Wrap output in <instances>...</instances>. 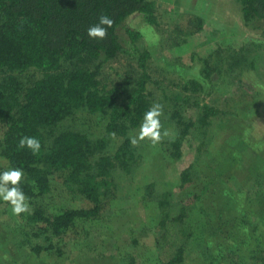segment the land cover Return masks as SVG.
Listing matches in <instances>:
<instances>
[{
  "label": "trees",
  "instance_id": "1",
  "mask_svg": "<svg viewBox=\"0 0 264 264\" xmlns=\"http://www.w3.org/2000/svg\"><path fill=\"white\" fill-rule=\"evenodd\" d=\"M236 1L246 26H264V0ZM135 14L157 25L152 0H0V159L5 163L0 188L13 202L26 205L18 208L19 227L23 246L33 256L62 258L67 245L88 240L101 219L106 226L112 223L117 201L126 207L131 195L123 182L141 159L133 133L147 122L154 133H166L161 145L172 159L181 158L182 144L191 139L199 147L211 143V127L221 112L205 102L203 83L174 80L156 99L150 90V85L158 86L148 69L150 54L134 45L128 53L121 45L117 31ZM199 22L200 27L204 21ZM127 35L133 44L140 33L128 30ZM122 54L134 61L129 70L116 71L110 85L100 80L104 66ZM250 60L241 47L229 53L227 70L252 68ZM201 69L202 81L218 72L209 56ZM81 114L105 118L103 135H95L89 126L83 129L76 120ZM179 180L196 189L202 182L192 164ZM156 191L149 183L137 193L156 212L152 239L160 253L148 264H185L193 252L188 208ZM68 198L88 207L54 208L57 199ZM194 224L206 236L217 235L210 216ZM179 236L185 240L181 246ZM103 238L84 243L89 251L101 253L107 242ZM136 253L130 264H136ZM252 256L264 263L263 254Z\"/></svg>",
  "mask_w": 264,
  "mask_h": 264
},
{
  "label": "rangeland",
  "instance_id": "2",
  "mask_svg": "<svg viewBox=\"0 0 264 264\" xmlns=\"http://www.w3.org/2000/svg\"><path fill=\"white\" fill-rule=\"evenodd\" d=\"M152 1L157 25H148L139 14L131 16L117 31L121 45L128 53L133 52L134 45L150 54L148 69L158 86L149 85L156 99L174 80L196 79L203 83L205 102L221 112L211 127L210 145L199 147L193 139L184 142L182 156L176 160L163 151L166 133H154L150 121L134 132L141 159L130 179L123 182L125 192L129 189L131 195L126 207H122V200L117 201L112 223L106 226L105 218L101 219L96 232L84 241L92 243L105 237L101 253L89 251L87 243L79 241L69 243L62 258L54 254L33 256L23 246L19 227L18 208L26 205L21 200L13 202L0 188V264H130L134 250L136 264L150 263V258L160 253L152 239L156 229L151 221L156 212L137 194L149 183L157 193H167L174 202L188 208V220L193 221L188 224L193 230L189 248L193 252L189 256L187 251L185 264H264L252 256L256 251L264 256V26H246L236 0H192L190 8L202 4L203 12H196L190 19L185 0ZM188 19L191 25L187 30ZM199 19L204 21L200 27ZM128 30L140 33L133 44ZM241 47L248 50L252 68L237 65L228 71L229 53ZM208 56L218 72L202 81L201 68ZM133 63L125 54L118 56L104 66L100 80L112 84L115 72L123 73ZM76 120L83 129L89 126L95 135H103L105 118L81 114ZM4 164L0 159V167ZM191 164L202 178L199 189L191 184L183 187L179 180L180 172ZM68 201L69 198L60 202L57 199L54 208L88 207L80 199L72 204ZM208 216L215 221L216 236H206L200 227H195L194 222ZM228 219L233 223L224 225ZM183 237H178V246L183 245Z\"/></svg>",
  "mask_w": 264,
  "mask_h": 264
},
{
  "label": "crops",
  "instance_id": "3",
  "mask_svg": "<svg viewBox=\"0 0 264 264\" xmlns=\"http://www.w3.org/2000/svg\"><path fill=\"white\" fill-rule=\"evenodd\" d=\"M191 1L192 0H189V1L185 0V3H187V4H185V6H186L185 12H187L188 18L192 17L194 14H196V12H203L202 4H196V5H193L192 8H190L189 3H191ZM211 4H212V10L211 11H213L214 10V3L211 1ZM234 4H235V2H234ZM189 19L185 24L186 25L185 28L187 30L189 28V25H191V22L189 21Z\"/></svg>",
  "mask_w": 264,
  "mask_h": 264
}]
</instances>
